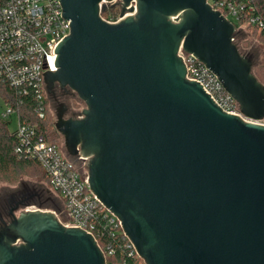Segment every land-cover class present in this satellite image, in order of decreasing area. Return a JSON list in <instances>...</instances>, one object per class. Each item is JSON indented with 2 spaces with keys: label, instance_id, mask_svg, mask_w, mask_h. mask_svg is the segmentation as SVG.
<instances>
[{
  "label": "water",
  "instance_id": "water-1",
  "mask_svg": "<svg viewBox=\"0 0 264 264\" xmlns=\"http://www.w3.org/2000/svg\"><path fill=\"white\" fill-rule=\"evenodd\" d=\"M70 32L45 91L81 106L55 129L87 158L88 183L146 264H264V84L234 25L207 0H59ZM118 7L120 19L101 13ZM181 50L238 105L220 108L187 79ZM34 204L36 209L14 213ZM58 207L17 203L0 227V264H106L93 236Z\"/></svg>",
  "mask_w": 264,
  "mask_h": 264
},
{
  "label": "built area",
  "instance_id": "built-area-1",
  "mask_svg": "<svg viewBox=\"0 0 264 264\" xmlns=\"http://www.w3.org/2000/svg\"><path fill=\"white\" fill-rule=\"evenodd\" d=\"M207 2L234 25L238 34L243 24L264 32V19L257 11L254 0ZM100 15L108 22L120 19L118 11ZM69 32L70 20L63 16L59 0H0V83L16 91L10 102H6L0 94L4 103L0 119L10 122L12 117L15 118L16 127L12 130L16 140L14 152L19 157L35 160L42 167L46 176L42 182L48 187L53 199L59 201L60 208L55 212L58 220L82 227L93 236L105 263L116 264L108 260V256L114 252L111 244H105L102 248L98 238L105 228H109L111 236L117 232L124 233L118 217L103 205L89 186L87 158L79 153L68 157L62 142L47 140L38 130L37 123L17 120V110L23 104V96L29 93H32L36 118L42 120L50 115L42 71L56 69V45ZM179 56L185 65L187 79L197 80L203 85L205 92L222 110L239 114L248 120L239 112L236 101L216 74L196 57L182 51L181 47ZM36 208L30 205L24 210ZM128 247V256L137 257V264H146L137 255L129 239Z\"/></svg>",
  "mask_w": 264,
  "mask_h": 264
},
{
  "label": "trees",
  "instance_id": "trees-1",
  "mask_svg": "<svg viewBox=\"0 0 264 264\" xmlns=\"http://www.w3.org/2000/svg\"><path fill=\"white\" fill-rule=\"evenodd\" d=\"M254 2L257 6V11L264 19V0H254ZM110 12L117 13V9H109L103 15ZM253 29L258 31L256 28ZM258 33L264 38V32L258 31ZM256 76L264 84V75L256 74ZM15 92V89L0 83V94L6 102L13 100ZM33 106L32 93L23 96V104L17 110V120L20 122L37 123L38 130L47 140L58 142L57 140L60 135L55 129L50 115L48 114L44 119L38 120ZM15 145L16 140L14 132L9 130V121L0 119V182L6 184L16 183L24 175L30 177L39 175L44 180L46 176L42 167L35 160L19 157L14 152ZM98 243L102 248L105 244H111L113 247L114 252L108 256V260L114 261L116 264L138 263L139 259L137 257L128 256V239L121 232H117L114 236H111L109 228H105L98 238Z\"/></svg>",
  "mask_w": 264,
  "mask_h": 264
},
{
  "label": "flooded vegetation",
  "instance_id": "flooded-vegetation-1",
  "mask_svg": "<svg viewBox=\"0 0 264 264\" xmlns=\"http://www.w3.org/2000/svg\"><path fill=\"white\" fill-rule=\"evenodd\" d=\"M46 98L53 125L55 122V110L59 105L63 104L68 107V110L64 117L76 116L75 112H77L78 107H76L74 104L75 101L78 100H76L75 96L72 94V91L69 88L60 87L57 83H55L52 95L49 96L48 94H46ZM39 185L40 186H35L28 181L20 180L18 182V185L7 188L2 187L0 189V227L10 221L11 210L17 205L18 202L22 200L29 199L30 201H33L44 207H46L50 202L54 201L53 197L50 196L48 187L45 186L42 181ZM23 210L24 207H22V209L18 208V210L13 211L14 213H18L19 211Z\"/></svg>",
  "mask_w": 264,
  "mask_h": 264
},
{
  "label": "rangeland",
  "instance_id": "rangeland-1",
  "mask_svg": "<svg viewBox=\"0 0 264 264\" xmlns=\"http://www.w3.org/2000/svg\"><path fill=\"white\" fill-rule=\"evenodd\" d=\"M116 1H118V0H116ZM208 1H210V0H208ZM114 8H116L118 11V7H114ZM242 27L243 28L240 30L239 34L236 36V39H235L236 40L235 42L238 46V49L241 53L246 52V53L254 54L253 55L252 72L255 76H256V74L257 75H259V74L264 75V38L259 35L258 31L254 30L253 28L252 29L248 28L246 24H243ZM74 105L76 107H78L77 110H79V106H81V103L78 104V102L75 101ZM3 108H4V103L0 98V113H1V110ZM11 120L12 121L9 122V130L12 131L16 127V122H15L14 117H12ZM259 122L264 124V118L262 120H260ZM59 135H60V137L58 138L57 141H58V143L62 142V144H63L62 136L60 133H59ZM20 180L28 181L35 186H40L39 184L43 179H41L39 177V175L38 176L34 175L32 177L24 175L16 183L6 184V183L0 182V189L2 187L7 188V187H13L15 185H18V182ZM50 196H51V194H50ZM31 205H34V204H31ZM42 207L44 209H51L52 207L53 208H56V207L60 208L58 200H54V201L50 202L46 207H44V206H42ZM21 209H22V207H21Z\"/></svg>",
  "mask_w": 264,
  "mask_h": 264
}]
</instances>
